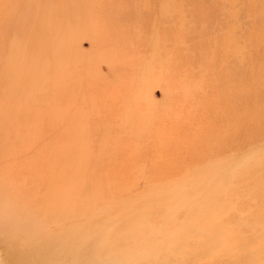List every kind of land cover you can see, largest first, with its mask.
I'll return each mask as SVG.
<instances>
[{"label":"rangeland","instance_id":"374dc122","mask_svg":"<svg viewBox=\"0 0 264 264\" xmlns=\"http://www.w3.org/2000/svg\"><path fill=\"white\" fill-rule=\"evenodd\" d=\"M263 52L264 0H2L0 191L40 264H264Z\"/></svg>","mask_w":264,"mask_h":264},{"label":"bare ground","instance_id":"6f19581e","mask_svg":"<svg viewBox=\"0 0 264 264\" xmlns=\"http://www.w3.org/2000/svg\"><path fill=\"white\" fill-rule=\"evenodd\" d=\"M2 0H0L1 2ZM234 1V0H233ZM237 1V0H235ZM243 1V0H242ZM222 41V40H221ZM226 42V41H224ZM244 48V47H243ZM246 48V47H245ZM244 48V49H245ZM243 49H237V47L234 49V55L236 57H240L241 54L243 53ZM264 53V52H263ZM260 54V53H259ZM252 55V54H251ZM264 56V54H262ZM243 57H241L242 59ZM259 59V58H258ZM257 59V76H260L259 78L257 77V94H264V63L263 60L259 61ZM241 62V61H240ZM242 63V62H241ZM253 69V68H251ZM250 69L247 71L249 72ZM260 80L262 81L260 83ZM259 83V85H258ZM176 113V112H175ZM174 113V114H175ZM121 128V126H120ZM126 128V127H124ZM133 130V129H132ZM124 131V130H123ZM127 131V130H125ZM18 133V130H17ZM71 133V132H70ZM70 137V136H69ZM68 137V138H69ZM68 149V147H67ZM66 150V149H65ZM54 173V171H53ZM55 174V173H54ZM3 176V174L1 175ZM54 177V175H53ZM53 177L52 180L54 179ZM54 181V180H53ZM8 184V183H7ZM6 188V183L4 181V178H0V190H3ZM8 189H6L5 191H0V242L1 245H3V251H4V256H0V264H40L39 258V249L41 244H37L36 241L31 242V241H21L20 240V236L18 234V232H20V230H22V225L19 223V218H20V211L17 207H9V203L7 202V198H8ZM173 192V191H172ZM6 194V196L4 195ZM12 194H9V199L12 197ZM7 197V198H6ZM33 201V198H31ZM255 199V198H254ZM253 199V200H254ZM45 201V200H44ZM26 202L28 204L31 203L30 199H26ZM234 204V203H233ZM32 206V205H30ZM22 208V207H21ZM218 210V209H217ZM25 211V210H24ZM71 211V210H69ZM226 211V210H225ZM224 211V212H225ZM216 212V211H215ZM214 212V214H215ZM223 212V213H224ZM44 213V212H43ZM212 213V212H211ZM220 213V212H219ZM46 216L45 218H47L48 220L54 218V215L51 214H47L45 213ZM44 214V215H45ZM57 215V213H56ZM70 215V214H69ZM198 215V214H197ZM60 218V217H59ZM63 218V217H62ZM58 219V217H57ZM63 224V223H62ZM45 226V225H44ZM58 226V225H57ZM255 227V226H254ZM25 229V228H24ZM76 229V228H75ZM27 230V229H26ZM75 232V231H74ZM77 232V231H76ZM51 234V233H50ZM59 234V233H58ZM74 234V233H73ZM69 236V234H67ZM80 235V233H79ZM55 235H49L48 238L46 239V241H48L49 243V252H53V253H58V251H55V249H57L55 246H53V244H50L53 240ZM76 236V235H75ZM23 237V236H22ZM29 237V236H27ZM26 237V238H27ZM78 238V237H75ZM35 239V238H34ZM74 239V238H73ZM256 239V238H255ZM41 240V239H40ZM44 240V239H43ZM255 241V240H254ZM253 242V241H252ZM256 243V242H255ZM68 242L67 241H62L60 242V246L58 245V247L60 249H66ZM22 245V246H21ZM76 248H80V244H76L75 246ZM255 247V246H254ZM249 248V247H248ZM253 248V247H250ZM54 250V251H53ZM239 251V250H238ZM241 251V250H240ZM64 255V254H63ZM96 255V254H95ZM42 261L43 264H54V262H56V264L58 263V261L60 259H58V254L57 255H47L45 257V254H42ZM54 257V258H53ZM53 258V260H52ZM75 258V257H74ZM58 259V260H57ZM77 261L82 262L83 259V255L82 256H78L75 258ZM264 259V258H262ZM41 260V259H40ZM262 261V260H260ZM258 262V261H257ZM67 264V262H64ZM97 259H96V264H97ZM256 263V262H254ZM74 264V263H73Z\"/></svg>","mask_w":264,"mask_h":264}]
</instances>
